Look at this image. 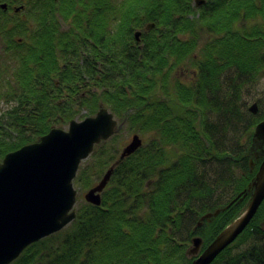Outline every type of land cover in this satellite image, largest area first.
I'll return each instance as SVG.
<instances>
[{
	"label": "trees",
	"instance_id": "trees-1",
	"mask_svg": "<svg viewBox=\"0 0 264 264\" xmlns=\"http://www.w3.org/2000/svg\"><path fill=\"white\" fill-rule=\"evenodd\" d=\"M194 2L49 0L43 33L34 20L43 9L38 0L30 2L31 17L17 29L24 37L9 48L17 65L7 84L1 85L0 76V108L8 105L0 115V161L55 123L73 119L78 105L93 114L104 104L131 132H155V138L115 168L102 204L83 205L71 232L51 245L57 234L34 243L12 264H191L176 231L186 227L190 240L203 235L200 218L248 186L252 137L264 115L244 121L235 95L243 77L254 81L264 74V0H206L200 7ZM55 3L62 5L61 17L53 12L50 17ZM62 18L73 22L69 29H63ZM145 23L155 26L147 31ZM136 30L142 31L140 43ZM61 37L65 45L55 43ZM59 45L60 72L54 49ZM229 69L235 74L224 80ZM244 124L240 135L246 142L238 136L235 154L229 153L228 136ZM97 157L104 167L114 163L106 147ZM210 160L219 161L217 177L229 171L225 180H207ZM80 169L87 175V166ZM151 176L153 190L145 185ZM222 183L234 185L233 195L217 205L209 200ZM246 201L210 222L222 226L217 233ZM260 213L264 209L243 232L249 248L228 264H264V233L256 226Z\"/></svg>",
	"mask_w": 264,
	"mask_h": 264
},
{
	"label": "water",
	"instance_id": "water-1",
	"mask_svg": "<svg viewBox=\"0 0 264 264\" xmlns=\"http://www.w3.org/2000/svg\"><path fill=\"white\" fill-rule=\"evenodd\" d=\"M197 5L203 0H196ZM154 23L146 29L154 28ZM142 31L134 37L141 41ZM250 111L257 113L258 105ZM114 114L100 104L96 115L82 121L75 119L68 130L53 127L37 141L8 152L0 162V264H11L31 244L59 232L76 218L77 191L74 179L79 167L95 146L108 140L120 130ZM139 134L122 149L118 160L107 169L98 184L85 194V200L96 206L102 203V192L114 173L115 166L135 153L142 145ZM264 150V120L254 130L250 167L257 162L256 150ZM264 156V155H263ZM248 194L250 199L240 216L224 228L199 254L203 242L200 236L192 239L188 256H197L192 264H211L214 259L245 230L264 201V158L248 186L237 196L239 201ZM207 213L200 219L211 221L220 213Z\"/></svg>",
	"mask_w": 264,
	"mask_h": 264
},
{
	"label": "rangeland",
	"instance_id": "rangeland-1",
	"mask_svg": "<svg viewBox=\"0 0 264 264\" xmlns=\"http://www.w3.org/2000/svg\"><path fill=\"white\" fill-rule=\"evenodd\" d=\"M32 1L35 3L37 0H32ZM38 1H39L38 5L41 6L43 10H41L40 13L36 14V17L34 20L36 23H39L42 26L41 32L43 33L44 32V22L42 19V15L46 12L45 7L49 4V0H38ZM56 1L61 2L62 0H56ZM66 1H68V3H70L73 0H66ZM11 2H13V0H11ZM24 2H26V9L24 10L25 12L23 13V15L21 13H15V15L11 18L7 28L6 29H0V76L4 75V76H1V85H3L4 83L7 84L8 76L10 75V73L13 72V69L17 65V60L13 56V53H12V51L9 50V48H11L12 45L18 43V41L24 37V32H23V30H17L14 27H11V24L23 20L25 18L24 16L26 14L31 13V7H30L31 0H24ZM61 6H59V3H55L52 6H49L50 17L52 16L51 12L56 14L58 17H61L63 15L61 12L62 11ZM72 20L73 19H70V21H72ZM61 22L66 23V24H63V26H65L63 29H69L73 23V22L69 23L67 20H64V19ZM145 26H146V23H145ZM145 26H144V30H145ZM63 31L69 32L68 30H63ZM205 38L206 37H203V39H205ZM215 38H218V37H215ZM64 39L65 38L61 37V40L57 41L55 43L59 44V42H60V44L65 45L68 41H67V39H65V40ZM76 40H78V39H76ZM79 40H81V39H79ZM212 40H213V37H212ZM72 41H74V38L72 39ZM62 48H63V46H61V45L54 48L56 51V55L60 54L59 55L60 64L58 65V67H59L58 72H60L61 68H62V62H61L62 60L60 58L62 55V52H61ZM68 51L70 52V49ZM233 74H235V72L233 70L229 69V70H227V72L225 74H223V79L225 80ZM186 75H189L188 71L185 72V74L183 75L182 78H184V79L188 78V77H185ZM249 78L250 77H243L242 78V80H244V82L241 85V87L239 88V92L236 93V95H235V103H237V105L240 107L241 111L239 113H240V116L244 118V121H246V120L253 121V120L257 119L259 116L264 115V74L262 76H259L258 79L254 80V81L251 80V78L250 79ZM255 103H257V105H258V111L256 114H253L250 111V108ZM7 108H8V105H6V102H3L1 104V108H0V115L1 116L7 110ZM97 110H99V108ZM96 111L92 114L91 111L89 112L88 107L78 105L75 107V113H74L73 119H75L77 121H82L88 116L95 115ZM115 117L118 120L119 124L123 122L121 118H119L117 116H115ZM7 118L8 117L5 116L4 120H7ZM69 122L70 121L55 123L53 127H59V128L68 130ZM243 127H245V124H244V126L241 127L240 132L238 131V134L235 131V132H231V136H228V141L225 142V148L229 150L228 151L229 153L235 154L234 150L237 148L236 140H237L238 136H239L240 142H242V143L246 142V137L240 135V133L243 131ZM7 131L10 133H13L10 130H7ZM13 134L15 135V133H13ZM133 134L134 133L131 132L130 127L125 122L123 124V126L121 127V129L119 130V132L114 137H112L109 140L104 141L100 145H98L94 149L93 153L86 160H84L81 163L80 166L81 167L87 166L88 171H87V175L83 174L81 176L80 175L81 169L79 168L80 170L77 172V175L74 179V187L78 192L77 201H76V204L74 207L77 214L83 205L88 204L85 200V194L87 193V191L91 187H93L99 183V181L103 177L104 173L108 169L107 167L103 166L100 158L97 157V155L99 154V150L106 147L107 151H110L111 153H113V161L115 162L117 160L120 152L122 151L123 147L130 142ZM139 135L143 139V143H144L143 147L148 146L149 141H151L155 138V132H149L148 134H145V135L139 133ZM230 139H231V141H230ZM31 143H33V142H31ZM223 143L224 142H222V144ZM115 148H117V149L115 150ZM216 162H219V161L210 160L209 163H207L205 166V174H206L207 180L211 184L213 182H216L217 180H219V181L222 180V178H223V180H225L227 178V176L229 175V171L226 169L217 177L216 171L218 168L215 166ZM88 164L90 166H88ZM93 167L97 168L99 174L94 172ZM202 169H203V167H202ZM91 171L94 173L93 174L94 176L92 175ZM201 171H203V170H200L199 173ZM113 174H112V176H113ZM88 175L93 176L92 180L90 179L88 181L85 179V178H88ZM153 181H154L153 176H151L145 183V185L148 186V188L150 190H153V188H154ZM90 183H92V184H90ZM108 185L109 184H107V186L105 187L104 191L101 194L102 199H103L104 193H106V191H109L111 189L110 187L107 189ZM233 187H234V185H232V184H224V183L218 184L216 186V190H215L213 199L209 200V201H212L213 203H218L217 205L226 204L227 202H229L228 200L233 195ZM72 223L68 224L61 231L57 232L56 237L49 240L47 242V244L51 245L54 241H58V240L62 239L69 232H71L70 230H71V224ZM190 228H192V226ZM185 229H186V227L182 228V230H180L178 232L176 231V237L189 247L191 245V240L187 237L188 234H185L186 233ZM200 231L203 235L198 234L196 236L200 235V237L203 240L201 247H200V249L202 251L204 248L207 247L205 244H206L208 238L212 234V229L209 230V227H207V224H205L202 227H200ZM52 235H55V233ZM52 235H50V236H52ZM50 236H48V237H50ZM244 240H246V239L243 238L236 245H234L233 253L237 254V253L245 251L248 248L250 241L248 243L242 245Z\"/></svg>",
	"mask_w": 264,
	"mask_h": 264
},
{
	"label": "flooded vegetation",
	"instance_id": "flooded-vegetation-1",
	"mask_svg": "<svg viewBox=\"0 0 264 264\" xmlns=\"http://www.w3.org/2000/svg\"><path fill=\"white\" fill-rule=\"evenodd\" d=\"M18 7H21V9L19 11H16V9ZM25 9H26V2H24V0H13V2H11V0H0V29H6L7 26H8V24H9V22H10V20H11V18L15 15V13H21L22 14V13L25 12L24 11ZM63 24H66V23L64 22ZM263 155H264V150H261V148H259L258 150H256V158H257V161L260 160V159H262V158H264ZM254 170H255V168H254ZM260 214L256 218V220H258V223H256V226L259 228V230H261L264 233V215H262V214L260 215ZM213 219H214V217H212L211 222L213 221ZM250 222L252 223V221H250ZM251 223L248 224V226L246 227V229L244 230V232L247 229L250 230L252 228L250 226ZM207 227H209V230L212 229V234H211L210 237L213 239L217 235L218 228H221L222 226H218L217 227V223H210V224H207ZM214 230H215L216 234H215ZM220 231L221 230H219L218 233ZM242 235H243V233L240 234L236 238V240L229 246V248H227V249H229V251L225 252L227 249L224 250L214 260V262H212L211 264H228L230 261H232V259L234 257H237L239 255L244 254L243 252H245L249 248V246L251 244L250 239H246L242 243V245H243V244H246V243H248L250 241L249 246H248V248L245 251L240 252V253H237V254L233 253L234 245H236L239 241H241V239L244 238L243 237L244 235L243 236Z\"/></svg>",
	"mask_w": 264,
	"mask_h": 264
},
{
	"label": "bare ground",
	"instance_id": "bare-ground-1",
	"mask_svg": "<svg viewBox=\"0 0 264 264\" xmlns=\"http://www.w3.org/2000/svg\"><path fill=\"white\" fill-rule=\"evenodd\" d=\"M205 2H206V0H203V4H204ZM194 3H195V6H196V7H200L201 5H203V4H201V5L198 6L196 0H195ZM134 134H139V133H134ZM134 134H133V135H134ZM139 136H140V135H139ZM140 137H141V136H140ZM141 139H142V138H141ZM130 141H131V140H130ZM142 142H143V139H142ZM126 145H127V144H126ZM126 145H125V146H126ZM143 145H144V143H142L141 147H143ZM125 146H124V147H125ZM124 147H123V148H124ZM141 147H140V148H141ZM140 148H139V149H140ZM139 149H138V150H139ZM138 150H137V151H138ZM137 151H136V152H137ZM136 152H135V153H136ZM120 153H121V152H120ZM133 154H134V153H133ZM133 154H131V155H133ZM119 155H120V154H119ZM131 155H130V156H131ZM130 156H128V157H130ZM128 157H126V158H128ZM118 158H119V156H118ZM118 158H117V160H118ZM126 158H125V159H126ZM125 159H124V160H125ZM117 160H116V161H117ZM124 160H123V161H124ZM116 161H115V162H116ZM123 161H122V162H123ZM115 162H114V163H115ZM122 162H121V163H122ZM114 163H113V164H114ZM121 163H119V164H121ZM113 164H112V165H113ZM119 164H118V165H119ZM112 165H111V166H112ZM118 165H116L115 168H116ZM111 166H110V167H111ZM110 167H108V168H110ZM114 171H115V169H114ZM110 181H111V179H110ZM110 181H109V182H110ZM109 182H108V184H109ZM73 183H74V181H73ZM91 188H92V187H91ZM91 188H90V189H91ZM75 190H76V189H75ZM76 191H77V190H76ZM77 195H78V192H77ZM77 195H76V197H77ZM76 201H77V200H76ZM90 204H91V203H90ZM101 204H102V203H101ZM95 206H96V205H95ZM73 210H74V208H73ZM75 211H76V210H75ZM76 214H77V212H76ZM76 217H77V215H76ZM75 219H76V218H75ZM75 219H74V220H75ZM74 220H73V221H74ZM73 221H72V222H73ZM72 222H71V223H72ZM60 231H61V230H60ZM55 234H56V233H55ZM46 238H47V237H46ZM44 239H45V238H44ZM33 244H34V243H33ZM33 244H31V245H33ZM31 245H30V246H31ZM28 247H29V246H28ZM28 247H27V248H28ZM27 248H26V249H27ZM26 249H25V250H26ZM25 250H24V251H25ZM24 251H23V252H24ZM23 252H22V253H23ZM19 257H20V256H19Z\"/></svg>",
	"mask_w": 264,
	"mask_h": 264
}]
</instances>
